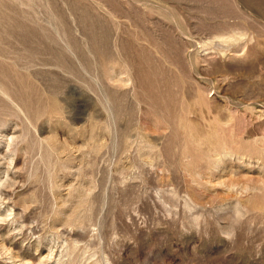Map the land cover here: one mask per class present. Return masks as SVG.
Here are the masks:
<instances>
[{
	"label": "rangeland",
	"instance_id": "1",
	"mask_svg": "<svg viewBox=\"0 0 264 264\" xmlns=\"http://www.w3.org/2000/svg\"><path fill=\"white\" fill-rule=\"evenodd\" d=\"M0 264H264V0H0Z\"/></svg>",
	"mask_w": 264,
	"mask_h": 264
}]
</instances>
